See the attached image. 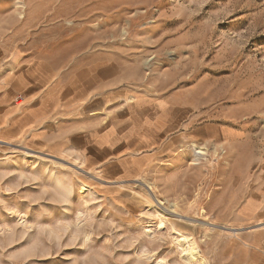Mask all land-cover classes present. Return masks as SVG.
Segmentation results:
<instances>
[{
  "label": "rangeland",
  "instance_id": "374dc122",
  "mask_svg": "<svg viewBox=\"0 0 264 264\" xmlns=\"http://www.w3.org/2000/svg\"><path fill=\"white\" fill-rule=\"evenodd\" d=\"M261 223L264 0H0V264H264Z\"/></svg>",
  "mask_w": 264,
  "mask_h": 264
},
{
  "label": "bare ground",
  "instance_id": "6f19581e",
  "mask_svg": "<svg viewBox=\"0 0 264 264\" xmlns=\"http://www.w3.org/2000/svg\"><path fill=\"white\" fill-rule=\"evenodd\" d=\"M204 154L205 153H204V151L202 149H199V148H196L195 147V153H194V160L193 161L197 163ZM260 225L262 226L261 229H264V223H261ZM182 241L183 242H187L188 244H190V248H191V251H192V254H193L194 251H195V248H194L195 246H193V244L191 243V241H189L187 239V237H184V236H182Z\"/></svg>",
  "mask_w": 264,
  "mask_h": 264
},
{
  "label": "crops",
  "instance_id": "0c3cea01",
  "mask_svg": "<svg viewBox=\"0 0 264 264\" xmlns=\"http://www.w3.org/2000/svg\"><path fill=\"white\" fill-rule=\"evenodd\" d=\"M161 108H163V107H161ZM162 135H163V133H162ZM84 139H85V142H88L89 141V138L88 137H83ZM110 142H112L111 140H108V143H110ZM98 143L100 144V145H105V144H108V143H103V142H101L100 140L98 141Z\"/></svg>",
  "mask_w": 264,
  "mask_h": 264
}]
</instances>
